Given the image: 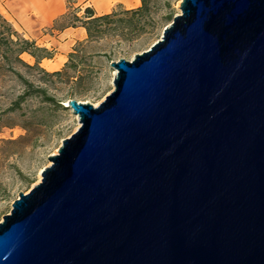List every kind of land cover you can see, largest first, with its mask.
<instances>
[{
  "label": "water",
  "instance_id": "water-1",
  "mask_svg": "<svg viewBox=\"0 0 264 264\" xmlns=\"http://www.w3.org/2000/svg\"><path fill=\"white\" fill-rule=\"evenodd\" d=\"M0 221V264H264V0H181Z\"/></svg>",
  "mask_w": 264,
  "mask_h": 264
},
{
  "label": "rangeland",
  "instance_id": "rangeland-1",
  "mask_svg": "<svg viewBox=\"0 0 264 264\" xmlns=\"http://www.w3.org/2000/svg\"><path fill=\"white\" fill-rule=\"evenodd\" d=\"M180 2L150 0L149 13L134 17L138 20L134 29L124 22L102 24V32L75 44L58 70H49L44 62L41 63L43 59L49 58L40 61L39 66L45 71H62L61 75L47 76L39 70H33L30 79L45 86L48 93L60 100L62 105L66 99L75 98L97 106L113 89L115 69L110 62L120 58L131 60L135 54L157 42L163 29L170 24L171 17L180 14ZM68 6L79 9L78 15H82L85 8L71 3ZM114 10L120 13L127 9L117 6ZM119 18L129 17L121 13L115 17ZM52 29L50 26L44 31L51 34ZM37 45L46 48L52 55L50 58L54 56V46ZM72 53L71 62L74 66L68 67ZM31 57L22 54L23 60L29 64L35 61ZM19 88L10 79L0 80V221L10 212L19 193H27L40 181L42 169L51 164L48 158L55 155L62 140L79 127L78 117L71 108L60 109L41 102L39 98H30L21 109L8 111L9 101Z\"/></svg>",
  "mask_w": 264,
  "mask_h": 264
},
{
  "label": "trees",
  "instance_id": "trees-1",
  "mask_svg": "<svg viewBox=\"0 0 264 264\" xmlns=\"http://www.w3.org/2000/svg\"><path fill=\"white\" fill-rule=\"evenodd\" d=\"M140 1L141 5L135 9H127L120 13L113 10L103 15H96L91 7H85L83 14L78 15L79 9L68 6L66 13L53 22L52 28L62 30L66 27L82 26L86 29L88 38H91L95 33L102 32L101 25L107 22H124L134 29L138 21L134 17L144 16L150 11V0ZM121 13L128 15L129 18L115 19ZM172 20L173 18L171 17ZM24 53L35 59L33 64L23 60L22 54ZM51 56V53L46 48L38 46L34 40L28 39L18 32L13 24L0 13V80L4 78L10 79L20 87L10 99L7 107L8 111L12 112L21 109L22 105L30 98H39L41 102L53 104L60 109L66 108L60 100L48 93L45 86L30 79L31 76L33 77V70H39L47 76H59L62 74V71L47 72L39 66L43 58H50ZM72 56L73 53L69 56L70 63L67 65L68 67L74 66L71 62Z\"/></svg>",
  "mask_w": 264,
  "mask_h": 264
},
{
  "label": "crops",
  "instance_id": "crops-1",
  "mask_svg": "<svg viewBox=\"0 0 264 264\" xmlns=\"http://www.w3.org/2000/svg\"><path fill=\"white\" fill-rule=\"evenodd\" d=\"M2 1V2H1ZM0 13L10 21L24 37L35 40L37 44L54 46V56L43 59L49 70H58L73 51L75 44L87 41L86 29L82 26L66 27L62 30L52 29L51 34L44 30L68 10V3L91 7L96 15L112 12L117 6L135 9L141 5L140 0H1ZM27 54V53H24ZM29 55V54H27ZM30 56V55H29ZM60 56V58H59ZM32 58V57H31ZM46 63V64H45Z\"/></svg>",
  "mask_w": 264,
  "mask_h": 264
}]
</instances>
